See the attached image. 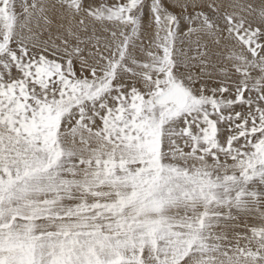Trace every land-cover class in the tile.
Segmentation results:
<instances>
[{
    "label": "snow or ice",
    "instance_id": "6c2138e0",
    "mask_svg": "<svg viewBox=\"0 0 264 264\" xmlns=\"http://www.w3.org/2000/svg\"><path fill=\"white\" fill-rule=\"evenodd\" d=\"M0 264H264V0H0Z\"/></svg>",
    "mask_w": 264,
    "mask_h": 264
},
{
    "label": "rangeland",
    "instance_id": "374dc122",
    "mask_svg": "<svg viewBox=\"0 0 264 264\" xmlns=\"http://www.w3.org/2000/svg\"><path fill=\"white\" fill-rule=\"evenodd\" d=\"M241 231H242V229H241Z\"/></svg>",
    "mask_w": 264,
    "mask_h": 264
}]
</instances>
